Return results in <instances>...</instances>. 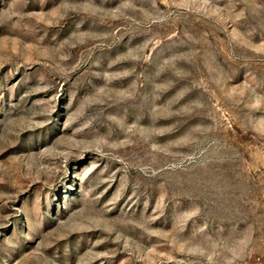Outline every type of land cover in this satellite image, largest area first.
<instances>
[{
  "label": "rangeland",
  "instance_id": "obj_1",
  "mask_svg": "<svg viewBox=\"0 0 264 264\" xmlns=\"http://www.w3.org/2000/svg\"><path fill=\"white\" fill-rule=\"evenodd\" d=\"M0 264H264V0H0Z\"/></svg>",
  "mask_w": 264,
  "mask_h": 264
}]
</instances>
